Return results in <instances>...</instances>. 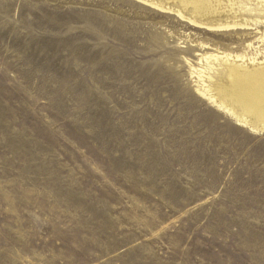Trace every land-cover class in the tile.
Returning a JSON list of instances; mask_svg holds the SVG:
<instances>
[{"label":"rangeland","instance_id":"rangeland-1","mask_svg":"<svg viewBox=\"0 0 264 264\" xmlns=\"http://www.w3.org/2000/svg\"><path fill=\"white\" fill-rule=\"evenodd\" d=\"M249 4L259 22L217 30L0 0V264H264V133L196 91L204 54L264 62Z\"/></svg>","mask_w":264,"mask_h":264},{"label":"bare ground","instance_id":"bare-ground-1","mask_svg":"<svg viewBox=\"0 0 264 264\" xmlns=\"http://www.w3.org/2000/svg\"><path fill=\"white\" fill-rule=\"evenodd\" d=\"M136 1L163 12L175 13L195 26L217 30L250 27L260 19L254 20L255 16L247 9L251 5L249 2L264 7V2L259 0ZM259 40L264 41V34ZM199 60L202 65L200 72H196L198 94L232 116L239 125L264 133V62L259 63L257 54H248L245 50L240 53L222 52L204 54ZM213 70L217 72L216 78L212 85L207 86L205 74Z\"/></svg>","mask_w":264,"mask_h":264},{"label":"water","instance_id":"water-1","mask_svg":"<svg viewBox=\"0 0 264 264\" xmlns=\"http://www.w3.org/2000/svg\"><path fill=\"white\" fill-rule=\"evenodd\" d=\"M250 130L252 129V128H250V127H248ZM262 132V131H261Z\"/></svg>","mask_w":264,"mask_h":264}]
</instances>
